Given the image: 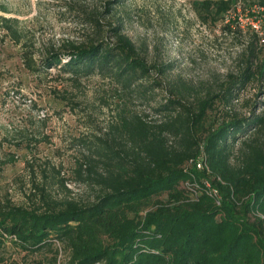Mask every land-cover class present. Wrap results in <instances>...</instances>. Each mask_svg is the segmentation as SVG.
<instances>
[{
	"label": "trees",
	"instance_id": "trees-1",
	"mask_svg": "<svg viewBox=\"0 0 264 264\" xmlns=\"http://www.w3.org/2000/svg\"><path fill=\"white\" fill-rule=\"evenodd\" d=\"M194 1L204 20L215 21L237 0ZM245 1L264 8V0ZM8 21L0 16L1 28L18 41L19 31ZM118 25L110 27L111 41L47 50L38 66L25 52L22 58L32 71L57 69L73 80L97 75L139 94L161 86L163 81L150 78V73L164 77L170 65L148 63ZM260 29L259 34L250 30L240 67L227 73L216 91L189 100L184 83L172 85L153 108L162 118L149 122L136 113L121 116L112 136L85 145L88 158L105 171L93 177L101 192L91 202L64 199L54 204L44 199L47 193L37 184L33 188L45 207L0 201V261L6 247L13 245L23 255L45 249L49 258L36 264H55L52 241L58 240L68 251L67 264H264V211L257 208L264 196V111L256 112L254 106L242 115L227 110L247 83L264 77V23ZM255 104L264 106V101ZM215 105L225 107L224 114L206 124L208 110ZM247 133L248 138L240 139ZM200 149L203 161L222 182L219 206L206 196L183 201L187 189L181 182L189 177L187 169L192 170L185 163ZM154 194L163 195L139 212L140 201Z\"/></svg>",
	"mask_w": 264,
	"mask_h": 264
},
{
	"label": "rangeland",
	"instance_id": "rangeland-1",
	"mask_svg": "<svg viewBox=\"0 0 264 264\" xmlns=\"http://www.w3.org/2000/svg\"><path fill=\"white\" fill-rule=\"evenodd\" d=\"M198 8L194 0H122L118 4L111 0H0V16L19 31L14 41L0 26V201L45 207L33 188L37 184L47 193L44 199L54 204L64 199L91 202L101 192L93 177L105 171L88 158L85 145L96 137L112 136L121 116L136 113L149 122L162 118L153 108L169 95L172 85L184 83V96L192 100L216 91L227 73H235L250 30L261 32L264 8L237 0L215 21L204 20ZM116 24L148 63L170 65L164 77L150 73V78L163 81L161 86L139 94L121 90L97 75L73 80L57 69L32 71L26 66L29 58L38 66L47 50H65L68 43L111 41L110 27ZM22 52L28 60H23ZM261 101L264 77L247 83L227 110L242 115L254 106L256 112L264 111V106L255 104ZM224 110L215 105L205 123L219 120ZM167 139L173 144V139ZM237 147L238 142L234 150ZM159 196L140 201L139 212ZM257 208L264 211V196ZM52 244L57 249L55 264H67L65 246L58 240ZM2 256L0 264H36L38 259L45 262L50 253L44 249L23 255L9 245Z\"/></svg>",
	"mask_w": 264,
	"mask_h": 264
},
{
	"label": "built area",
	"instance_id": "built-area-1",
	"mask_svg": "<svg viewBox=\"0 0 264 264\" xmlns=\"http://www.w3.org/2000/svg\"><path fill=\"white\" fill-rule=\"evenodd\" d=\"M185 166L189 171V177L181 182V187L187 189V198H184V202H194L199 199L200 196L208 197L215 206L220 205L221 193L218 185L215 181H219L216 176L209 177L210 170L208 166L203 161V154L201 149L198 153L188 159ZM191 178V179H190ZM215 181L212 182V179Z\"/></svg>",
	"mask_w": 264,
	"mask_h": 264
}]
</instances>
